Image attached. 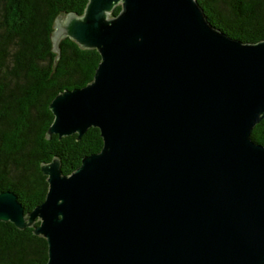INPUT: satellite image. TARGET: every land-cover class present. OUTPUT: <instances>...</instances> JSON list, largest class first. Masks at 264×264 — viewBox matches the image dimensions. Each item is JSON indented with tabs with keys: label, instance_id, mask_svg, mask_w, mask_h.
Returning <instances> with one entry per match:
<instances>
[{
	"label": "water",
	"instance_id": "95a60500",
	"mask_svg": "<svg viewBox=\"0 0 264 264\" xmlns=\"http://www.w3.org/2000/svg\"><path fill=\"white\" fill-rule=\"evenodd\" d=\"M121 6L117 16H112ZM101 56L92 83L53 99L48 138L98 128L99 153L29 213L0 193V222L34 228L46 264H264V41L217 29L197 0H88L57 18ZM37 221L39 226H35Z\"/></svg>",
	"mask_w": 264,
	"mask_h": 264
},
{
	"label": "trees",
	"instance_id": "16d2710c",
	"mask_svg": "<svg viewBox=\"0 0 264 264\" xmlns=\"http://www.w3.org/2000/svg\"><path fill=\"white\" fill-rule=\"evenodd\" d=\"M207 19L243 43L264 41V0H197ZM88 0H0V193L14 192L29 213L49 190L43 164L61 161L64 175L76 171L83 158L99 153L98 128L60 138L48 130L54 121L50 105L59 94L92 83L101 56L70 38L53 50L57 18L82 16ZM121 6L115 8L117 16ZM251 139L264 146V119ZM37 221L35 226H39ZM47 240L34 228L18 229L0 222V264H46Z\"/></svg>",
	"mask_w": 264,
	"mask_h": 264
}]
</instances>
